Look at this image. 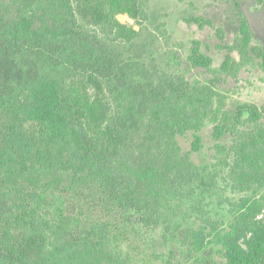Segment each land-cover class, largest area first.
<instances>
[{"label":"trees","instance_id":"obj_1","mask_svg":"<svg viewBox=\"0 0 264 264\" xmlns=\"http://www.w3.org/2000/svg\"><path fill=\"white\" fill-rule=\"evenodd\" d=\"M119 15L148 19L140 0H0V264H131L121 245L132 233L109 218L172 196L190 168L177 136L193 132L200 149L207 97L174 78L140 98L99 47L97 32L114 43L137 38ZM240 33V50L264 65L244 18ZM190 61L212 63L197 42ZM231 61L229 53L223 69ZM244 119L253 130L234 140V168L262 185L264 106H238L235 126ZM225 130L216 126L215 139ZM255 197L219 236L223 264H264V198ZM205 240L196 237L199 250Z\"/></svg>","mask_w":264,"mask_h":264},{"label":"rangeland","instance_id":"obj_2","mask_svg":"<svg viewBox=\"0 0 264 264\" xmlns=\"http://www.w3.org/2000/svg\"><path fill=\"white\" fill-rule=\"evenodd\" d=\"M140 1L148 15L142 25L127 15L117 17L139 32L137 38L114 43L97 32L99 47L117 59V76L140 98L161 95L170 79L179 78L207 97L209 115L199 132L198 152H193V132L176 138L186 156L180 160H187L190 168L173 180L177 182L172 196L167 194V201L150 212L128 207L123 217L115 213L109 220L131 231L121 245L131 264H223L219 236L237 222L243 200L264 198V181H244L231 153L237 136L253 130L246 119L235 126L236 108L264 106V65L251 49L240 50L243 18L252 35L251 48L264 50V0ZM197 19L211 24L201 26ZM195 42L212 59L209 67L191 63ZM229 53L232 61L225 70ZM216 126L226 129L219 141L214 137ZM1 186L0 182V194ZM3 208L0 199V212ZM197 236L206 239L203 249H198Z\"/></svg>","mask_w":264,"mask_h":264}]
</instances>
